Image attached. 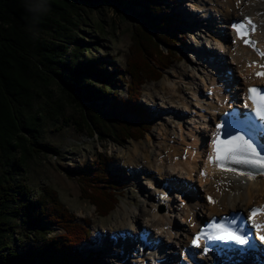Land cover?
<instances>
[{
    "label": "trees",
    "instance_id": "obj_1",
    "mask_svg": "<svg viewBox=\"0 0 264 264\" xmlns=\"http://www.w3.org/2000/svg\"><path fill=\"white\" fill-rule=\"evenodd\" d=\"M150 4L151 13L163 12L166 6L165 0ZM96 13L103 10L97 8ZM157 20L145 19L146 25L135 28L128 60L118 77L124 83L126 75L130 79L121 101L124 110L138 119H129L102 112L90 103L101 95L117 100L112 86L118 80L105 69V60L82 56L92 48L79 41L90 19L75 0H0V264H102L94 254L80 250L79 244L90 234L88 225L74 220L54 191L33 194L24 182L25 165L30 156L52 149L41 145L37 137L41 122L62 112L55 87L79 108L77 117L62 112L64 123L91 135L105 133L116 143L144 136L149 123L141 117V107L134 105L140 87L159 80L160 71L175 58L161 43L176 44L182 35L181 30L171 29L170 18ZM109 161L99 155L93 164L74 171L82 198L99 217L115 208L120 195L114 186L118 176ZM17 218L21 230L12 222ZM57 228L62 232L56 233ZM20 234L38 246L15 261L18 243L10 242L13 236L19 242Z\"/></svg>",
    "mask_w": 264,
    "mask_h": 264
},
{
    "label": "rangeland",
    "instance_id": "obj_2",
    "mask_svg": "<svg viewBox=\"0 0 264 264\" xmlns=\"http://www.w3.org/2000/svg\"><path fill=\"white\" fill-rule=\"evenodd\" d=\"M75 1L76 4L80 6L81 12L87 14L90 19L87 23L89 26L81 29L79 41L83 46L89 44L88 46L91 45L92 48L83 52L82 56L85 59L98 58L105 60V69L109 73L114 74V78L118 80L114 81L115 85L112 86V88L118 93H116V96H118L117 100H115L116 97L115 99H112L110 95H101L102 97H95L90 103L99 108L102 112L113 113L114 116L119 117L123 115L129 119H138L137 117L129 115L124 110L121 101L126 98L127 95L126 83L130 80L129 76H125V83L119 81L120 78H118L121 76L120 74L123 73L125 62L128 60V50L132 45L133 31L135 28L140 24L146 25L147 21H145V19L158 21V17H168L170 18L169 22L171 23V29H178L182 32L181 36L178 35L180 40L177 41L176 44L168 45L161 43V48L163 50L169 49L170 52L175 54V58L170 66L167 69L160 71L161 75L159 80L147 81L140 87V93L138 95L139 100H137L134 105L141 107L142 111L140 115L149 123L148 129L145 131L144 136L141 139H129L116 143L113 141L112 137L105 133L98 135L94 132L91 135L86 130H80L78 127L76 128V126L70 122L64 123L61 113L63 112L64 116L77 117L79 108L73 103L68 102V100L61 95L59 89L55 87L54 97L59 98L62 112L59 113L60 116L57 115V118L53 117L44 119L40 124L37 137V141L41 145H48L52 149H45L43 152L34 154L26 161V171L23 178H25L24 182L30 187L32 193L37 195L48 189L54 191L61 204L75 217L74 220L81 224L88 225L90 234L87 239L79 244L82 254L87 255L88 252H91L92 254L96 253L97 256H94L100 259L102 264H118V261H115V258L116 260H119V254L115 256V254L108 249L105 250L106 252H104V250H101L103 252H100L101 247H99L106 245V239L108 244H111L106 229H108L115 220L120 218L117 205L122 209L129 210L128 219L134 226H136L138 218L135 214L140 212L143 208L147 209L149 206L147 205L148 202L155 201L158 197V191H156L154 185H156L155 183L159 185L163 181V178L159 177L160 175L156 170L149 171V173L144 172L145 174H142L140 168H138L139 172H136L134 168L126 167L125 163L128 160L126 154L130 153L131 150L137 146L138 149H145L147 152H150L151 158L157 157V143L162 140H165L169 146L173 145L174 142L175 144L177 142L178 147L180 146V152H183L185 150L183 145L186 143H181V138L179 137V123L182 127L181 134L188 143H190L189 141L192 142V138H190L189 135H186V131L189 127L197 129V132L203 131L204 134L207 132L204 128V120H201V115L206 113L204 108L194 107V105L191 104V106H193V111L190 112L188 109L189 111L187 110L182 116L177 113L176 115L173 112L166 113V115L162 107H154L150 105L151 103L146 99L147 96L145 93L147 91L143 90L142 87L147 85L146 87L154 96V101L160 103L161 101L159 99L163 94L162 83L165 81L174 82L182 87H179L181 91L179 92V95L184 96L185 99H188L190 102L193 101L192 99L190 100L189 97V94H191V85L187 84V80L190 78V76L188 77L187 75H194V81L201 85L198 77L200 76L201 78L206 79L205 74L208 71L211 76L216 77L217 74H214V71L216 72V69L220 67L221 71L219 75L224 77V73L227 74L226 72L230 69H226L223 63L221 64L223 67L216 65L220 63L216 62V59L214 62L210 61L206 54V52L212 54V51H208V47L213 46L216 49V42L219 40L221 31L225 29L227 25L225 24V26L221 27L217 26V23H215V20H217V14L214 17L215 12L212 13V11L211 14H213V16L207 20V24L204 27L201 24H197L195 21L190 22L191 17L195 16L194 5H191L195 0H165L166 6L164 11L158 13L148 12L151 7V0H89V3L85 2V0ZM97 8L103 10V13L97 14ZM262 8L264 10V5H262ZM237 17L239 18V14L235 18ZM96 22L103 27L102 30L98 28ZM227 37L228 35L223 38L222 46H228L227 42H225ZM218 56L222 59L223 55L218 54ZM213 58H216L215 55H213ZM223 59H226V55L223 56ZM212 67L213 69H211ZM230 70L231 75H229V78L232 79L231 86L229 85L224 92L231 95L232 93L230 92L234 90L233 93H235L240 84L238 83L239 81L233 83L238 77L237 70L232 68ZM233 84L235 85V89ZM206 88H208V85ZM207 91L208 90H205L201 85V94L207 93V95H210ZM191 103H194V101ZM83 104L85 105L86 103ZM191 106L189 104V107ZM191 119H195V121L193 120L194 122H192ZM197 119L198 121H201V123H197ZM163 128H166L167 130L166 133L162 135L160 130ZM199 142L205 143L206 140L199 138ZM99 155H102L104 158H110L109 162L111 165H109L111 166V170L118 176V181H116L114 186H116L115 188H117V192L120 193L118 196V202L115 206L116 209L114 208L108 215L100 217L96 214L94 206L82 198L78 178L74 173V171L80 170L85 165L93 164ZM187 157L188 155L184 153L176 156L175 160H186ZM157 159H161V157ZM128 171H130V173L133 171V176H130ZM147 174L152 175L153 179H149ZM189 177L190 176H186V174L179 175V179L184 181L183 184L194 192V194H192L193 196H191L192 200L200 204V200L204 197L201 188L202 183L196 181V177L194 176L188 181ZM150 180L153 182V185L149 184ZM196 195H199L198 198L195 197ZM173 196V202L175 205H180V200L178 199V201L176 199V194H173ZM161 209L163 208L158 206L157 212L163 213L164 211H161ZM170 215L173 219V221H171V228L176 226L177 230L175 232H179L176 238L180 236V238L183 239V242H187V238H185L184 234V229L187 224H183L181 218L179 221L178 211ZM146 218H148V216H146ZM12 222L15 223L18 230H21L20 219H14ZM167 226L168 225H164L163 229ZM55 232L59 233L62 232V230L57 228ZM95 232L101 233L96 236ZM116 233L117 232H115V234ZM16 234L15 231V235ZM98 235H102L101 240L104 244H100V242L97 244L95 242L98 240ZM176 238L171 239L173 244ZM17 239L19 242H17L16 237L13 236L10 242L12 245L18 243L17 256L13 259L15 261H17L21 255L29 254V248L35 249L38 246L37 244L30 245L35 241L27 240L25 235L20 234ZM164 239L168 241L166 237H164ZM179 245L180 244L175 246L171 245L174 252H170L169 264H178L179 262L185 261V256L179 252ZM133 261L136 262V260ZM30 264H38V262L34 261ZM121 264H126V261Z\"/></svg>",
    "mask_w": 264,
    "mask_h": 264
},
{
    "label": "bare ground",
    "instance_id": "obj_3",
    "mask_svg": "<svg viewBox=\"0 0 264 264\" xmlns=\"http://www.w3.org/2000/svg\"><path fill=\"white\" fill-rule=\"evenodd\" d=\"M238 1L239 0H195L194 2L191 3V5H194L195 16L191 17L190 22L195 21L197 22V24H201L204 27L207 24V20L211 18V16H213V14H211L212 11V13L215 12L214 17L217 14L216 16L217 20H215V23H217L216 25L221 27V26H225V24L228 25L229 21L235 18L238 14L241 17L245 15H250L253 18H255L259 23H261V29L264 32V10L262 8V5H264V0H240L241 1L240 5L238 4ZM193 28H197V27H193ZM228 33L229 31L227 27L223 29L219 36V40H217L216 42V49L213 46L208 47L209 46L208 45L207 46L209 48L208 51H212V54H210V52L209 54L208 52H206V54L209 57L210 61L214 62V60L216 59V62L220 63L216 65L221 66V64L223 63V65L226 68L230 67L237 70L236 72L240 77L239 80H237V82L239 81L238 83L240 84V86L238 87V90L235 93H232L234 96L231 95V98L233 99V97H237L241 99L243 98V95L246 92L247 85L263 84L264 80L254 78L252 76L251 70L245 67L244 58L250 54L246 48L238 47L237 45H233V44L228 46L227 45L222 46L223 38L227 36ZM262 38H264V34ZM234 51H235V55H232V52ZM219 53H223V55H226V59H221V57L218 56ZM213 55H215L216 58H213ZM211 69H213V67ZM217 75L218 76L216 77L211 76L208 71L205 74L206 79H203L200 76L198 77L200 79L201 85L204 87L205 90L211 89V86L213 87L212 96L203 93L201 94V85H199L198 83H196V81H194L195 79L194 75H187L188 77L190 76V78H188L187 80V84L191 85V94H189L190 95L189 97L190 100L192 99L194 101V103H191L193 101L190 102L188 99H185L184 96L179 95V92H181L179 87L181 86L175 84L174 82L165 81L162 83L163 94L159 99L161 101L160 103H156L154 101L155 100L154 96L150 93L149 89L146 87L147 85H144L142 89L147 91L145 93L147 96L146 99L151 103L150 105L154 107L155 106L162 107L164 109L165 114L169 112L170 113L173 112L174 114L177 113L178 115L182 116L187 112L188 109L190 110V112L193 111L192 109L193 106H191V104L194 105V107L204 108V111H206V113L201 115L202 116L201 120L202 121L208 120L209 124L204 123V128L205 130H209V128H211V125L214 123L213 121H215V117L213 115L212 109L213 108L221 109L222 108L221 105L223 104V101L227 99L226 96L227 93L224 92L227 89V87L225 86L227 83L224 84V88H221L223 82H225L224 81L225 76L223 77L222 75H219V72ZM220 78L222 80H220ZM207 85L208 88H206ZM199 95L201 96L199 97ZM189 104L191 107H189ZM191 120L192 122L195 121V119H191ZM196 122L201 123V121H198V119ZM178 127L180 130L179 137L181 138L179 139L181 140V143L182 142L186 143L183 145L185 149L184 151L186 152L184 151L180 152V148H179L180 146L178 147L177 142L176 144L174 142L173 145L169 146L165 140H162L161 142L157 143V149H156V152L158 153L157 157L151 158L150 152H147L145 149H138L137 146L134 147L130 153L126 154V157H128V160L125 163L126 167H130V168L132 167L136 170V172H139L138 168H140L141 170L140 172L142 174H145L144 172L149 173V171L151 172L153 170H156L160 175L159 177L163 178L162 179L163 181L159 185L157 183H155L156 185H154L156 191H158L157 193L159 197L156 198L154 202H148L147 205L149 206L147 209L143 208L142 210H140V212L135 214L138 218V222L136 226H134L131 223V221H129L128 219L129 210L122 209L117 205V210L120 213V218L118 220H115L114 223L110 225L108 229H106L111 244L109 245L106 239V245L99 247H101L100 252H103L101 250H104V252H106L105 250L108 249L111 250V252L115 254V256L119 254L120 255L118 256L120 257L119 260H116L115 258V261H118V264L124 263L125 261L126 264H131V262H133L134 260L133 255L136 254H140L145 257L139 259L140 261L142 260L143 264H149V263L153 264L155 260L158 259L156 257V252L144 250L142 251V253L140 252L136 253L134 250L135 243L133 242V240L135 239L138 232L141 231L143 227L152 230L154 233H158L159 236L162 237L163 239L160 246V248L161 249L163 248V250L160 253H158L157 251V254H161V256H163V259L160 260L161 264L170 263L169 262L170 259L169 257L171 255L170 252H174L172 246L173 245L175 246L177 244H180L179 252H181L182 255L185 256L184 258L185 261L179 262L178 264H196V263L216 264L215 262L209 261L211 257H204V258L200 257L195 250L189 249L188 242H183V239H181L180 236L176 238L179 232L178 231L175 232L177 230L176 226L172 225L173 227L171 228V221H173V219L171 218V215L168 214V212L173 213L176 210L178 211L181 217V222L187 224V226H185L184 229V232L187 235L188 232H193L195 230L194 222L198 223L202 221V219L208 218L211 215H215V214L220 215L233 209L237 210V208L245 210L249 208L251 205H257L260 202L264 201V176H257L255 178L250 179L247 175L237 174L238 172H233V171L221 172L215 170L210 171L207 168V163L205 160L202 162L198 161V159L201 158L200 155L206 152L204 148L199 147L200 145H202V143L199 142V138H204L206 134H204L203 131L197 132V129H193L189 127V129L186 131L187 133L186 135H189L190 138H192L191 139L192 142L189 141L190 143H188L187 140H185L183 135L181 134L182 127L180 123L178 124ZM166 130H167L166 128L160 130L161 134L163 135L164 133H166ZM184 153L188 155L186 160H182V159L175 160L176 156ZM159 157H161V159H157ZM201 170L207 173L206 178L204 180L202 179L203 177L200 174ZM128 172L130 176H133L134 174L133 171H131V173L130 171ZM180 174H186V176H190L188 181L191 180L192 176L196 177L195 180L198 182L203 181L204 183L201 185L202 190L205 192L206 195L207 194L213 195L215 197L214 200L215 202L209 204L206 202V199H204L203 201L200 200L201 203L198 204L197 202L192 200L191 196L193 195L189 194L190 190H188V194L185 192L187 188L183 184L184 181L179 179ZM147 176L149 179H153L152 175L147 174ZM165 182H168L169 185L174 187L177 186L181 187L180 188L181 191H183V193H186L185 198H183L187 201L186 206L182 207L179 206L178 204L175 205V203L172 202L173 200L172 193L166 194L168 187L163 188V184ZM215 183L217 185L213 187V184ZM149 184L153 185V182L150 180ZM160 194L166 196V198L162 199L164 203L168 204V206H166L165 204L166 210L164 205H162L161 201L159 200ZM157 205L163 208L161 209V211H164L163 213L157 212L158 211ZM146 216H148V218H146ZM164 225H168L169 229L164 230L163 229ZM122 231L126 232L125 234L129 236L127 243H123L120 240L121 236L123 235V233H120ZM115 232L117 233L115 234ZM134 232L136 236H134ZM99 233L101 232L98 233L95 232L96 236ZM112 234L117 236L116 241L114 238L113 239L110 238L111 237L110 235ZM98 236H99L98 240H96L95 242L97 244H99V242L100 244L101 243L104 244V242L101 240L102 235H98ZM163 236L166 237L168 241L165 240ZM173 238H176L174 244L173 241L171 240ZM128 245H133L134 252L131 251V247H127ZM94 254L97 256L96 253Z\"/></svg>",
    "mask_w": 264,
    "mask_h": 264
},
{
    "label": "snow or ice",
    "instance_id": "obj_4",
    "mask_svg": "<svg viewBox=\"0 0 264 264\" xmlns=\"http://www.w3.org/2000/svg\"><path fill=\"white\" fill-rule=\"evenodd\" d=\"M231 26L235 30L237 37L241 39L245 45L252 46L258 55L264 58V51L257 48L256 42L249 38L251 32L256 30V25L250 17H244L242 20L232 23ZM256 75L258 77L264 76V72L256 73ZM248 93L253 103L257 104V107L254 109L255 116L258 117L261 122H264V89L253 86L248 89ZM222 128H225L224 122L216 125V132L213 133L214 139L211 145L212 153L208 156L209 162L215 163L217 167L224 171L237 172V168L227 167V165H242L256 169L257 174H264V148H259L258 145L254 144L252 140L246 139L245 135L240 132H236L235 134L226 133V138L222 139L220 132ZM205 174L206 173L203 171L201 172V175ZM237 174L247 175L250 179L254 177V173L251 171L238 172ZM208 199L210 202H215L211 197ZM259 214H264V206L253 208L248 220L251 221L253 228L256 229L259 240L264 241V234H260L261 231L264 230V224L258 223L255 220V217ZM240 219V217H225L217 222L216 219L213 218L206 227L202 228L201 231L195 235L192 240L193 246L200 247V241L202 239L222 241L225 242V244L234 242L239 246L249 245L253 233L250 231L245 232L243 224L237 226V221ZM225 221H227V223ZM208 250L207 247L204 248L205 253H207Z\"/></svg>",
    "mask_w": 264,
    "mask_h": 264
}]
</instances>
